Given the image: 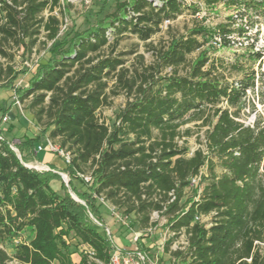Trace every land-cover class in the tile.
Masks as SVG:
<instances>
[{
  "label": "trees",
  "instance_id": "1",
  "mask_svg": "<svg viewBox=\"0 0 264 264\" xmlns=\"http://www.w3.org/2000/svg\"><path fill=\"white\" fill-rule=\"evenodd\" d=\"M206 3H224L238 12L230 22L219 24L214 34L221 41L218 45L229 50L235 37L247 35L251 14H264V0ZM60 7L61 0H0V57L13 59L5 49L11 43L31 53L42 29L49 40L57 39L59 20L53 15L45 18L44 13ZM188 9L198 13L186 0H125L98 26L56 46L48 65L25 90L16 91L21 102L32 98L28 110L36 124L53 144L71 154L64 172L73 178L85 175L86 168L93 170L95 198L79 195L87 207L75 202L64 185V194L52 188L51 183L60 178L55 168L37 171L25 166L40 139L25 137L17 146L19 158L1 131L3 113L9 110L0 105V245L18 240L12 255L0 247V264H86L85 259L72 260V247L77 245L71 240L90 245L97 259L109 263L111 243L90 217L102 221L97 198L103 195L125 214L139 216L144 229L172 192L175 200L164 215L172 231L185 229L190 242L185 252L174 254L179 264H264L260 247L264 244V114H257L254 124L246 126L240 113V104L249 92L255 93L263 78L233 66L243 76L230 83L224 60L209 56L208 51L185 76L179 75L177 69L207 44L208 33L198 26L159 54V65L175 69L173 76L155 80L143 74L139 97L128 102L112 128L98 116L107 103L108 80L116 77L129 94L137 85L136 80H127L128 71L117 72L122 60L100 59L111 38L115 37L113 48L125 34L147 42L162 32L165 22L176 21ZM253 55L260 58L258 53L249 57ZM4 79L6 87L14 88L18 75L0 60V81ZM260 103L264 105V98ZM210 114L214 119L206 118L208 154L198 150L190 156L189 149L177 143L180 128ZM202 169L207 173L199 200L182 205L191 178ZM197 216L210 220L198 223ZM28 228L33 237L27 242L23 233Z\"/></svg>",
  "mask_w": 264,
  "mask_h": 264
},
{
  "label": "rangeland",
  "instance_id": "2",
  "mask_svg": "<svg viewBox=\"0 0 264 264\" xmlns=\"http://www.w3.org/2000/svg\"><path fill=\"white\" fill-rule=\"evenodd\" d=\"M124 1L61 0L60 8H57L53 13H49V11L44 13L45 18L53 15L59 20L60 31L57 39L49 40L47 37L49 33L42 29L41 34L38 36V43L31 53H25L23 48L17 47L14 43L5 46L6 51L13 56V59L9 60L0 57V60L5 64V67L10 65L14 68L18 79L14 83V88L6 87L8 83L6 79L0 81V105L5 110H9V112L3 113L4 118L1 123V131L4 138L10 142L13 150L20 158L21 154L17 148L21 144L19 137L26 130L31 134L33 133V130L28 128L29 120L32 119V115L28 110L32 98L21 102L20 94H16V91L25 90L29 86L31 79L37 75L38 71L48 65L50 59L53 57L56 46L62 42L68 43L77 33L84 34L85 31L98 26L105 20L107 15L115 12L117 4ZM186 2L189 6L198 10V13L194 15L192 10L188 9L176 21L171 22L167 27L163 26L162 32L147 42L141 41L132 34H125L124 39L113 48L115 37H112L110 46L105 47L100 53V59L112 57L122 60L123 64L118 68L117 72L126 70L128 71L127 80L137 81L136 87L129 94L116 77L108 80L109 87L106 91L107 103L100 109L98 116L100 122L106 124L109 128H112L114 124L118 123V114L126 108L128 102H133L139 97L138 86L143 81V74L153 75L155 80L174 75L175 69L162 68L159 65L161 59L159 54L168 50L174 40L186 36L191 30L198 28V26H201L208 33L205 39L207 44L201 51L192 54L189 57V63L184 67L178 68L177 73L185 76L190 71V66H193L205 57L206 51L209 52V56L224 60L225 66L227 67V71L224 74L230 83H234L243 76V72L234 71L232 69L233 66H241L244 67V70L255 72L257 78H263V81L258 82L255 93L249 92L248 98L240 104L241 122L246 126H252L258 117L257 114H264V105L260 103L262 98H264V14L262 16L251 14L252 23L250 27H247V35L244 37H235L233 50H229L218 45L221 41L214 34L219 24L230 22V18L236 17L238 12L227 8L224 3L210 6L206 3V0H186ZM104 4L106 6L103 8ZM239 24L240 22H238L236 27L240 26ZM199 40L203 41V37H199ZM234 51L237 52V56L233 53ZM257 53L260 55V58H257L256 55H253L254 58L252 59L249 57L250 54ZM160 82L158 83L159 86L161 84ZM16 99L20 102V105L17 104ZM18 107L24 111L26 110V114H22L18 110ZM211 116L210 114V116H206L201 121H191L180 128V137L177 138V143L180 147L186 146L189 149L190 156L198 150H202L205 154H208L206 136L210 125L206 124L208 120L206 118L209 117L210 121H213L214 118H211ZM1 119L2 114H0V121ZM187 130L190 131L189 135L186 134ZM154 138H159L158 131L154 132ZM30 154L25 165L37 171L51 170H41L36 168V165L32 166L29 164L30 157H34L35 155L34 150L30 151ZM47 156L48 154L46 152L42 153L39 156V160L43 161ZM85 170V175L72 178L69 173L55 169L54 172L57 171L56 173L59 172L61 174L58 180H54L51 183L52 188L60 194H64L65 192L62 190V185H64L67 188L68 194L75 202L87 207L86 202L79 195L86 193L87 197L90 199L93 198L96 181L92 177L93 170L89 168ZM196 193L197 190L187 189L181 204L184 205L189 200L195 198ZM154 198L159 199L160 197L157 194L154 195ZM96 204L101 212L104 224V227L100 228V231L105 232V227H109L113 234V239L120 247H135V244L132 242L133 236L131 235V231L125 230L113 220L107 207L101 205L98 200H96ZM160 218L161 223L166 224L168 222V217L164 213L160 215ZM209 220L210 218L206 219L205 222ZM130 221L132 222L131 229L134 231L143 230L140 226L139 216L131 214ZM166 230V227L159 229L156 234L147 238L149 240L147 245L152 246L151 248L148 246L144 248L150 255L156 256L160 252L158 250L159 242H161L163 235L166 234ZM32 237V229H26L23 233V239L28 242ZM69 242L71 245L76 244L75 240ZM17 243L18 240H7L0 247L5 249L9 255H12ZM260 247L262 252H264V244H261ZM72 251L74 252L72 260L75 263L79 262L82 256L78 248L72 247ZM160 259L161 264H167V257L161 256ZM54 264H58V262H54Z\"/></svg>",
  "mask_w": 264,
  "mask_h": 264
},
{
  "label": "built area",
  "instance_id": "3",
  "mask_svg": "<svg viewBox=\"0 0 264 264\" xmlns=\"http://www.w3.org/2000/svg\"><path fill=\"white\" fill-rule=\"evenodd\" d=\"M171 22H165L163 26L167 27ZM162 26V27H163ZM17 104L20 105V102L16 99ZM6 120V119H5ZM13 147V146H11ZM43 148L38 146L37 151H42ZM47 150L51 153L57 154L60 156L66 165L71 163V154L61 149L58 145L53 144L51 141ZM37 168V167H36ZM48 168L42 167L41 170H46ZM206 169H202L200 173L190 180V190H197L196 196L194 198L195 201H198L203 188L201 187V181L204 176H206ZM157 195V194H156ZM168 202L162 204L163 209L161 211H154L151 214L149 225L144 228L142 231H134L131 229L132 222L130 221V215L125 214L123 209L113 205L107 198L103 195L98 197V201L101 205L107 207L108 211L111 214V218L115 220L121 227L125 230H130L132 237V242L135 244V247H120L119 244L115 242L113 239V234L109 227H105V233L111 243L110 250V260L109 263H105L97 259L96 251L88 244L77 242L76 245L79 253L82 258L86 260V264H161L160 257H167V264H179L180 259L175 256V253L185 252L190 246L189 237L185 231L182 229L181 231H172L170 229L169 223H161L160 215L163 214L167 210V205L172 203L175 200L174 193H170L168 195ZM143 199H146V195H143ZM157 201V199H155ZM93 222L99 227L103 228V220L98 221L90 214ZM209 217L205 216H197L196 222L198 223H206L205 220ZM166 227V234L163 235L161 242H159V253L156 256L150 255L146 249L142 248V244L151 248V246L147 245L150 238L154 234L158 232L159 229ZM187 235V236H186ZM10 264H17L15 261H11Z\"/></svg>",
  "mask_w": 264,
  "mask_h": 264
},
{
  "label": "crops",
  "instance_id": "4",
  "mask_svg": "<svg viewBox=\"0 0 264 264\" xmlns=\"http://www.w3.org/2000/svg\"><path fill=\"white\" fill-rule=\"evenodd\" d=\"M20 107H18V110L21 111L22 114H26L25 113L26 110L24 111ZM28 128L32 129L33 133L31 134L28 132V130L25 129L26 131L23 132L22 135L19 137V141L22 142L25 137H30V138L39 137L40 141H39L38 146L43 148L42 151H39V152L37 151L34 157H30L29 164H31L32 166L36 165V167L39 169H41L42 167L51 169L53 167L55 169H58L59 171H64L67 165L65 163L63 164L64 161L60 156H58L57 154L51 153L47 150V147L49 146V143H50L48 135L43 133L41 127L37 125L36 122L34 121L33 116H32V119L29 120ZM45 152L48 154V156L43 161H40L39 156Z\"/></svg>",
  "mask_w": 264,
  "mask_h": 264
},
{
  "label": "water",
  "instance_id": "5",
  "mask_svg": "<svg viewBox=\"0 0 264 264\" xmlns=\"http://www.w3.org/2000/svg\"><path fill=\"white\" fill-rule=\"evenodd\" d=\"M20 158V157H19ZM26 167L30 168L29 166L25 165Z\"/></svg>",
  "mask_w": 264,
  "mask_h": 264
}]
</instances>
